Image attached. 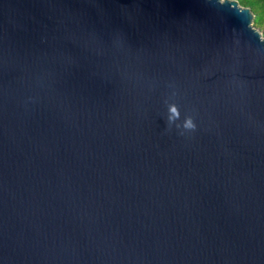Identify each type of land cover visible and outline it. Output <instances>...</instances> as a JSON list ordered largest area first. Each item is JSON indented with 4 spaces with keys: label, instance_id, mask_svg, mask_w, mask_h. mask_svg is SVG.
Returning <instances> with one entry per match:
<instances>
[{
    "label": "water",
    "instance_id": "95a60500",
    "mask_svg": "<svg viewBox=\"0 0 264 264\" xmlns=\"http://www.w3.org/2000/svg\"><path fill=\"white\" fill-rule=\"evenodd\" d=\"M241 9L0 0V264H264V39Z\"/></svg>",
    "mask_w": 264,
    "mask_h": 264
},
{
    "label": "clouds",
    "instance_id": "9594fccd",
    "mask_svg": "<svg viewBox=\"0 0 264 264\" xmlns=\"http://www.w3.org/2000/svg\"><path fill=\"white\" fill-rule=\"evenodd\" d=\"M226 2L229 3L230 6L238 12V14H243V11L241 9L242 3L240 2V0H236V3H233L232 0H219V3L221 5L225 4ZM261 39H264V37H261ZM169 113L170 115L168 119L170 122L179 119L180 112L175 104L169 106ZM184 127L189 129L194 128L193 121L190 117L185 119Z\"/></svg>",
    "mask_w": 264,
    "mask_h": 264
},
{
    "label": "trees",
    "instance_id": "16d2710c",
    "mask_svg": "<svg viewBox=\"0 0 264 264\" xmlns=\"http://www.w3.org/2000/svg\"><path fill=\"white\" fill-rule=\"evenodd\" d=\"M241 6L248 7L253 14V25L261 31L264 36V0H255L251 5L241 4Z\"/></svg>",
    "mask_w": 264,
    "mask_h": 264
},
{
    "label": "snow or ice",
    "instance_id": "6c2138e0",
    "mask_svg": "<svg viewBox=\"0 0 264 264\" xmlns=\"http://www.w3.org/2000/svg\"><path fill=\"white\" fill-rule=\"evenodd\" d=\"M240 2L245 5H251L255 2V0H240Z\"/></svg>",
    "mask_w": 264,
    "mask_h": 264
},
{
    "label": "rangeland",
    "instance_id": "374dc122",
    "mask_svg": "<svg viewBox=\"0 0 264 264\" xmlns=\"http://www.w3.org/2000/svg\"><path fill=\"white\" fill-rule=\"evenodd\" d=\"M260 31V30H259ZM261 32V31H260ZM264 37V36H263Z\"/></svg>",
    "mask_w": 264,
    "mask_h": 264
}]
</instances>
